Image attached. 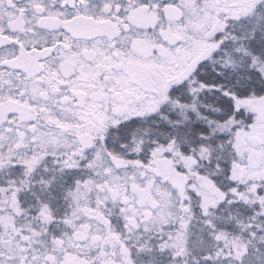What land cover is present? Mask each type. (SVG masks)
Instances as JSON below:
<instances>
[{
    "label": "snow or ice",
    "instance_id": "1",
    "mask_svg": "<svg viewBox=\"0 0 264 264\" xmlns=\"http://www.w3.org/2000/svg\"><path fill=\"white\" fill-rule=\"evenodd\" d=\"M0 264H264V0H0Z\"/></svg>",
    "mask_w": 264,
    "mask_h": 264
}]
</instances>
